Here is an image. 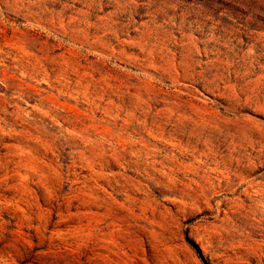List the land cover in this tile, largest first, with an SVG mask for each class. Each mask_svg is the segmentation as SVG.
<instances>
[{"label":"clouds","instance_id":"9594fccd","mask_svg":"<svg viewBox=\"0 0 264 264\" xmlns=\"http://www.w3.org/2000/svg\"><path fill=\"white\" fill-rule=\"evenodd\" d=\"M4 136L0 264H264V0H0Z\"/></svg>","mask_w":264,"mask_h":264},{"label":"rangeland","instance_id":"374dc122","mask_svg":"<svg viewBox=\"0 0 264 264\" xmlns=\"http://www.w3.org/2000/svg\"><path fill=\"white\" fill-rule=\"evenodd\" d=\"M41 87H46L44 85H41ZM21 108L27 107L22 100L18 101ZM34 103L33 100H28V106L32 105ZM61 103H64V101H61ZM11 111V109H9ZM70 131H76L75 129H70ZM26 145L21 141V139L10 137V136H4L0 138V156H6L10 151H15L17 148H24ZM19 159V158H17ZM100 184L104 187H107L106 184H104L103 181H100ZM109 191H111L109 189ZM5 196H8L9 198L12 197L14 194L12 190L5 191ZM5 219H13V222H15V218L10 217L9 213H5ZM187 241V238H185ZM188 247L191 249V254L194 258V261H199L201 258L199 256V253L196 251L194 247L189 243Z\"/></svg>","mask_w":264,"mask_h":264}]
</instances>
